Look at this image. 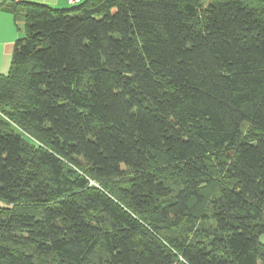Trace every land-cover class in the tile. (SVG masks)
<instances>
[{
  "label": "trees",
  "instance_id": "trees-1",
  "mask_svg": "<svg viewBox=\"0 0 264 264\" xmlns=\"http://www.w3.org/2000/svg\"><path fill=\"white\" fill-rule=\"evenodd\" d=\"M19 6L0 264H264V0Z\"/></svg>",
  "mask_w": 264,
  "mask_h": 264
},
{
  "label": "crops",
  "instance_id": "crops-1",
  "mask_svg": "<svg viewBox=\"0 0 264 264\" xmlns=\"http://www.w3.org/2000/svg\"><path fill=\"white\" fill-rule=\"evenodd\" d=\"M86 0H80V3ZM47 5L54 9L67 10L68 0H0V76L9 73L15 43L25 35V20L20 3ZM0 206H2L0 204Z\"/></svg>",
  "mask_w": 264,
  "mask_h": 264
},
{
  "label": "built area",
  "instance_id": "built-area-1",
  "mask_svg": "<svg viewBox=\"0 0 264 264\" xmlns=\"http://www.w3.org/2000/svg\"><path fill=\"white\" fill-rule=\"evenodd\" d=\"M71 5H78L80 3V0H68Z\"/></svg>",
  "mask_w": 264,
  "mask_h": 264
},
{
  "label": "rangeland",
  "instance_id": "rangeland-1",
  "mask_svg": "<svg viewBox=\"0 0 264 264\" xmlns=\"http://www.w3.org/2000/svg\"><path fill=\"white\" fill-rule=\"evenodd\" d=\"M262 242L264 243V238H263Z\"/></svg>",
  "mask_w": 264,
  "mask_h": 264
}]
</instances>
